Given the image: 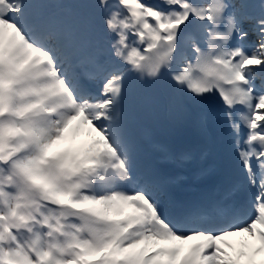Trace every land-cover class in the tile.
<instances>
[{"label": "snow or ice", "instance_id": "6c2138e0", "mask_svg": "<svg viewBox=\"0 0 264 264\" xmlns=\"http://www.w3.org/2000/svg\"><path fill=\"white\" fill-rule=\"evenodd\" d=\"M0 264H264V0H0Z\"/></svg>", "mask_w": 264, "mask_h": 264}]
</instances>
